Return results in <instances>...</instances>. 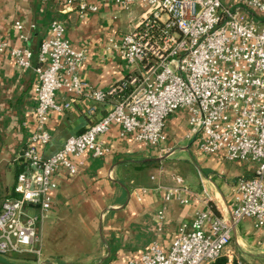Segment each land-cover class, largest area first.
<instances>
[{"label":"built area","instance_id":"2783aa9c","mask_svg":"<svg viewBox=\"0 0 264 264\" xmlns=\"http://www.w3.org/2000/svg\"><path fill=\"white\" fill-rule=\"evenodd\" d=\"M59 1L67 7L76 2ZM99 4L140 8L114 45L129 70L105 89L80 78L85 51L69 43L60 20L50 21L36 65L26 45L9 47L0 40V52L8 51L17 66L32 69L36 77L34 126L17 156L23 169L17 173L13 194L1 205L0 255H18L9 257L8 264L24 261L25 255L44 264L36 223L51 208L54 174L64 170L75 175L87 152L105 155L108 148L101 136L112 124L119 126L120 136L168 154L166 119L183 111L185 137L199 153L243 163L249 174L236 178L231 223L209 208L198 210L189 226H178L166 250L154 240L129 264H211L220 257L226 264H255L246 263L228 246L232 224L245 218L264 233V0H77V13H95ZM15 27L25 42L23 25L17 21ZM60 91L64 95L58 97ZM76 103L82 104L90 123L44 156L41 149L51 141L46 130L50 113ZM99 106L106 111L96 118ZM160 188L165 201H190L185 186Z\"/></svg>","mask_w":264,"mask_h":264},{"label":"crops","instance_id":"0c3cea01","mask_svg":"<svg viewBox=\"0 0 264 264\" xmlns=\"http://www.w3.org/2000/svg\"><path fill=\"white\" fill-rule=\"evenodd\" d=\"M76 2L67 7L59 0H0V40L9 47L26 45L32 51L31 63L36 65L39 43L46 36L50 21L60 20L69 43L85 51L80 78L95 88L105 89L124 78L129 70L114 45L130 29L140 8L124 10L112 4H99L95 13L80 17ZM17 21L27 34L25 42L19 39ZM35 79L32 69L17 66L8 51L0 52V211L3 200L13 194L17 173L23 169L17 156L34 126L31 112L35 106ZM57 94L61 97L64 92ZM84 110L81 103H76L71 109L50 113L46 130L51 141L41 149L44 156L51 155L65 138L88 126L91 119ZM97 111L96 118L106 109L99 106ZM184 128L187 129V123L183 111L166 119L165 145L170 153L161 155L157 148L120 136L119 126L112 124L101 136L108 148L105 155L94 157L87 152L75 175L68 176L64 170L55 173L57 186L52 191L51 208L44 220L36 223L42 254L49 244L69 237L80 247L72 258L77 259L75 264H129L154 240L166 250L178 226H189L198 210L209 208L231 223L229 212L236 178L249 172L246 167L240 170L241 163L229 167L227 172L216 164L215 158L203 157L199 152V162H195L188 150L194 142L186 138L179 144L182 134L187 132ZM178 159H191L194 166L187 169L177 165ZM161 185L187 187L191 192L189 203L175 198L165 201ZM252 230L255 234L263 233L253 229L248 218L232 224L234 247L260 259L264 256V244L256 237L247 238L248 247L260 250L253 253L242 247ZM58 235H62L61 240ZM50 264L59 263L51 260Z\"/></svg>","mask_w":264,"mask_h":264},{"label":"rangeland","instance_id":"374dc122","mask_svg":"<svg viewBox=\"0 0 264 264\" xmlns=\"http://www.w3.org/2000/svg\"><path fill=\"white\" fill-rule=\"evenodd\" d=\"M185 130H187L188 132V127L187 129L184 128ZM186 132V133H187ZM185 133V134H186ZM185 134H182L181 136V139H183L179 144H181L185 139ZM179 138V137H178ZM188 150L189 152H191L192 154V157L194 159L195 162H199V158H200V155L198 154V151L197 149L195 148V144H193L191 142V144H189L188 146ZM172 148V147H171ZM198 157H197V156ZM203 157H208L209 159H214V161L216 162V164H220L219 167L224 169L225 171L229 172L230 168L229 167H234L236 165V163L238 162H229V161H226L224 158L222 157H219V156H206L204 155ZM213 157V158H212ZM176 161V164L177 165H181L187 169H190L193 165V162L192 160L190 159H178V160H175ZM203 165V164H202ZM242 166H237L240 168V170L242 169V171H244L246 165L241 163ZM238 168V169H239ZM219 170V169H217ZM251 235L247 236L246 237V240L248 238V240H252L251 237H256L258 240H260V243L264 244V233H261V234H255V232L252 230V233L250 232ZM251 236V237H250ZM57 238H59L61 240L62 238V235H58ZM68 239H64V240H61V242H56V243H51L49 244V248H47V251L46 253H43L41 258H42V261H44L45 263L44 264H50L51 263V260H55L56 262H58L59 264H63L65 262H68L69 264H75V262L77 261V259H72L74 256H77V249L80 248L78 246H75V244L70 240L69 237H67ZM248 240L246 242H242V247L245 248L247 251H251L253 253L257 252L259 249H256V248H249L248 247V244H250V241L248 242ZM244 245V246H243ZM256 247V246H254ZM228 249H236L234 247V242H233V239L231 238V243L229 244L228 246ZM255 249V250H253ZM264 249V248H263ZM50 250V251H49ZM236 254L239 258H241L243 261H245L246 263H252L254 262L255 264H262L264 262V256L262 257H259L260 259H254L250 256V254L248 253H242L240 251H236ZM258 255H262V254H258ZM9 257H12V258H17L18 255L16 254H12V255H9V256H4V255H0V264H8V262L10 261ZM25 258L24 261H11V262H14L15 264H35L34 263V260H35V257L32 256V255H25V256H22ZM255 260V261H254Z\"/></svg>","mask_w":264,"mask_h":264},{"label":"trees","instance_id":"16d2710c","mask_svg":"<svg viewBox=\"0 0 264 264\" xmlns=\"http://www.w3.org/2000/svg\"><path fill=\"white\" fill-rule=\"evenodd\" d=\"M211 264H226L225 263V258L224 257H220L217 260H215L213 263Z\"/></svg>","mask_w":264,"mask_h":264}]
</instances>
